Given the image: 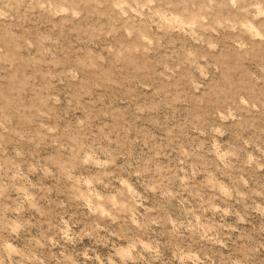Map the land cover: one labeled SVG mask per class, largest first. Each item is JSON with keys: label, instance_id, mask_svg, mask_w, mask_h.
<instances>
[{"label": "rangeland", "instance_id": "374dc122", "mask_svg": "<svg viewBox=\"0 0 264 264\" xmlns=\"http://www.w3.org/2000/svg\"><path fill=\"white\" fill-rule=\"evenodd\" d=\"M0 264H264V0H0Z\"/></svg>", "mask_w": 264, "mask_h": 264}]
</instances>
